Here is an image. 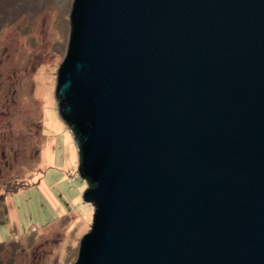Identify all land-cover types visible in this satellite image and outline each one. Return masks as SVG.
Returning <instances> with one entry per match:
<instances>
[{
  "label": "water",
  "instance_id": "water-1",
  "mask_svg": "<svg viewBox=\"0 0 264 264\" xmlns=\"http://www.w3.org/2000/svg\"><path fill=\"white\" fill-rule=\"evenodd\" d=\"M69 23L74 264H264V0H73Z\"/></svg>",
  "mask_w": 264,
  "mask_h": 264
},
{
  "label": "rangeland",
  "instance_id": "rangeland-1",
  "mask_svg": "<svg viewBox=\"0 0 264 264\" xmlns=\"http://www.w3.org/2000/svg\"><path fill=\"white\" fill-rule=\"evenodd\" d=\"M73 0H0V264H74L94 208L59 116Z\"/></svg>",
  "mask_w": 264,
  "mask_h": 264
}]
</instances>
